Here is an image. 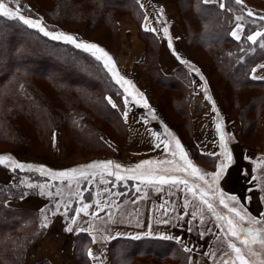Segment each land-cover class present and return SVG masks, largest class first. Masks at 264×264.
I'll list each match as a JSON object with an SVG mask.
<instances>
[{"label":"crops","instance_id":"obj_1","mask_svg":"<svg viewBox=\"0 0 264 264\" xmlns=\"http://www.w3.org/2000/svg\"><path fill=\"white\" fill-rule=\"evenodd\" d=\"M137 1L144 10L142 31L156 35L159 40L157 56L162 72L170 75L180 65L192 71L194 94L189 104L192 137L190 136L191 138L186 142L180 134V127L174 124L156 98L151 86V77L143 68L147 56V45L137 37V24L129 15L123 16L122 27L125 36L123 49L118 53L116 64L119 75L131 83L121 86L124 92V106L121 111L125 127L123 139L115 141L105 138V142L113 150L112 155L104 153L102 157L83 164L77 162L69 167L60 162H51L48 159H58L59 138L55 134L52 147L45 155L36 156L29 152L25 156L24 153L18 152L11 157L24 165L23 168H19L20 170H34L42 177L49 173L66 171L70 167L79 171L81 166L91 162L110 160L113 162L111 171H117L115 164L121 165L120 174L128 183L131 181L133 186L121 187L114 195L112 181L109 183L108 178L104 180L103 177H97L90 184L93 199L87 201L75 199L78 204L71 218L68 217L69 211L62 208L63 202H59V191H49L46 194L44 187L39 185L54 177H44L41 181H37L36 193L27 194L20 200H8L6 204L9 207L41 212L43 222L47 224L39 240L28 248L23 264H79L74 257L75 241L79 233H86L91 238L87 248V254L89 250L92 251V255H88L90 264H113L110 245L112 241L119 238L173 240L182 244L185 249H190V251L187 250L188 264H212L215 257H212V247L209 246L208 234L204 229L207 220H211L208 223L209 226L216 228H227L226 221L218 219V215L232 218L237 228L264 226V215H262L264 213V106L260 117L259 138L256 143L249 144L242 136L241 120L227 109L217 89L212 86L209 77L205 74L203 64L186 43L185 27L176 1ZM223 1L210 0V2L221 3ZM243 3L247 6V13L251 9L254 13L252 16H264V0H243ZM237 24L243 25V29L239 32L241 39L245 24L241 20H238ZM165 27L168 28L169 36L172 38V48H169L168 37L163 33ZM153 28L155 31L148 30ZM234 30L235 26L232 31ZM126 32H130L131 42L128 41ZM255 32H264V26L257 28L249 35ZM259 38L261 37H257V40ZM250 77L257 81H264V63L255 65ZM125 88L128 91H125ZM206 95H210L212 100L206 99ZM145 99L148 107H144ZM153 111L155 119L152 118ZM218 123L222 125L221 129H217ZM221 131L225 136L228 151L232 154L231 163L225 156L220 155ZM177 139L182 147H196L200 155L211 157L208 161L213 162L215 166L210 174L217 172L220 164H228L227 169L221 173L215 183L211 175L200 173L205 176L204 182L208 183V187L210 184L213 185V188H210L211 194L210 191L203 190L209 193L205 199L213 204L212 210H209L199 199L201 192L199 190L196 198L191 197L180 184H158L155 181L149 184L146 180L133 178L132 173L127 171L147 160L153 163L145 165V170L154 167L157 177L160 175L171 177L174 172L180 173V179L185 178L184 176L189 177L190 169L189 172L175 170L177 164L183 166L175 145ZM165 140L168 141L167 148L163 143ZM173 151L177 152V156H172ZM209 153H216V155H209ZM163 161L175 163H161ZM192 164L200 168L196 162L192 161ZM205 165L201 167L202 170L210 169V164L205 163ZM14 169L0 165V184H32L28 176L17 174ZM46 169L51 170L47 173ZM108 176L116 179L114 175ZM252 177L257 179L252 180ZM117 181L120 180L117 179ZM157 188L160 191H157ZM249 188L253 191H248ZM221 194L228 208L220 203ZM232 195L237 197L236 201L230 199ZM248 197L250 199H247ZM85 204L89 205L87 214L83 212L78 214V210ZM230 208H236L246 219L241 221L235 213L229 211ZM249 214L256 218V222L249 218ZM73 219L75 223L72 222ZM69 225L73 228L72 232L65 231ZM219 233L221 234L220 231ZM242 238L245 239V237Z\"/></svg>","mask_w":264,"mask_h":264},{"label":"trees","instance_id":"obj_2","mask_svg":"<svg viewBox=\"0 0 264 264\" xmlns=\"http://www.w3.org/2000/svg\"><path fill=\"white\" fill-rule=\"evenodd\" d=\"M93 1L96 4V9L94 10H97L93 15L94 21L102 17L104 7L107 5H127L126 8L130 5V11H132L139 23L142 22L141 20L144 17L143 10L136 0ZM178 1L184 25L186 30H188V45L191 50L193 51L197 47L204 49L206 52H212L220 67L223 68V73L228 76V79L235 86L243 88L248 85L249 88H252L254 85L260 84V86L264 87V81H257L250 77L252 68L259 63H264V47H261V43H264V37L259 38L255 43L247 39V36L252 31L264 26V20H261L260 16H249L246 12L247 6L244 3L237 4L235 0H224L222 2L224 4L223 8L220 7L221 2L204 3L203 0ZM60 2L68 3L70 0H60ZM67 10L63 13L70 17L72 14ZM259 14L261 13L259 12ZM238 16L243 17L241 21L245 24L243 36L239 40L231 35L232 29L238 21L236 19ZM149 35L151 43L148 46L149 51L143 67L150 74L151 86L156 98L161 103L156 93V87L179 88L180 86L185 91L184 103L187 109H189L194 91L191 82H186L188 78L190 79L188 76L190 75L189 71H187L188 68L180 65L172 74H164L158 64L159 40L156 35L151 33ZM28 53H33L34 56H38L35 59L38 58L43 61L46 59L52 62L59 60L65 68L70 67V65H78V68L82 71L89 73V76H87L88 82L86 81V84H82L81 86L86 90L81 103L85 108H71L68 112H58L59 117L56 118L54 116L57 114V107L55 108L52 103H47L46 105L43 101L41 102L36 99V94L28 85L29 83H25L22 78L15 81L12 80L11 75L15 70L22 72L23 74L20 76L23 77L46 74L42 71L47 70L48 64L41 62L40 69L42 70L28 66L30 65L26 61V58L29 57ZM86 54L89 53L77 48L75 49L68 43L50 40L43 34L33 29L30 30L27 25L18 19L0 16V97L1 94H6L14 99V101L4 105L5 121L0 122V133H2V136L9 137V135L16 133V127L12 124V121H14V117L18 113L26 111L24 107L28 104L27 100L33 99V104L38 108L45 109V112L51 117L52 121H54V118L55 121L68 120L75 130L91 128L96 135V141L102 146L94 143L84 145L81 140L78 141L79 144L87 146L89 150L96 152L101 149L112 152L113 150L105 142V138L116 141L123 139L125 127L121 111L124 106V92L120 84L113 79L111 73L104 67L102 62L99 60L100 66H98ZM180 69L185 70L186 76L180 74L182 73L179 72ZM81 75V72L76 74L77 77ZM7 80H11L9 88H5V85H3ZM53 81L65 86L69 83L64 78ZM179 83L181 84L178 85ZM185 85L187 88H185ZM217 88L219 87L217 86ZM219 92L221 97L225 99L220 90ZM109 98L114 101L117 105L116 107L112 106ZM253 106H255L257 111L254 112L253 119L249 121V119L246 120L240 113H232L231 108L226 105L227 109L241 120L242 136L245 141H247L246 134L247 136L259 135L261 111L264 106L263 92L259 96L252 97L244 108L245 110L243 109L244 113L245 111L248 112L249 109L252 110ZM183 108L184 105H181L179 109L183 110ZM88 109L90 111L94 110L95 114L107 120L117 116L123 130L119 127L115 128V130L121 137L118 140L114 139L97 123L91 124L92 118ZM248 121V131H246L247 129L245 130L244 127ZM99 156H95L90 160H94ZM14 170L20 175L28 176L32 180V184H0L1 264H23L28 248L39 240L47 228L43 226L44 222L41 212L16 209L6 204L8 200H20L27 194L36 193L37 185L35 183L41 181V178H46V176L42 177L34 170H20L19 168H15ZM129 183L132 184L131 181ZM92 195V190L90 189V193H86V196ZM72 215L73 212H70L68 217L71 218ZM90 241L91 238L86 233H79L77 235L74 253L80 264H90L87 254ZM110 252L113 264H188L189 255V252L182 244L164 239L132 240L119 238L111 242Z\"/></svg>","mask_w":264,"mask_h":264},{"label":"rangeland","instance_id":"obj_3","mask_svg":"<svg viewBox=\"0 0 264 264\" xmlns=\"http://www.w3.org/2000/svg\"><path fill=\"white\" fill-rule=\"evenodd\" d=\"M175 1L179 10V14L182 18L179 1ZM0 2L7 4L8 7L13 11L19 8L20 14L25 16V18L40 20L42 26L45 27V29L49 32H64L67 34H72L77 38L78 43L89 42L95 43L98 46L102 47L112 57V62H114L115 69L118 73L119 68L116 64V60L118 53L122 52L125 36L122 27V17L125 15H129L138 26L137 37L139 38V40L146 43L148 55V46L151 43V40L149 39V33H146L141 30V24L144 20V17L141 20L142 22L139 23L135 15L132 13V11H130V5H128L129 7L127 8V5H107L106 7H104L102 17L94 21L93 15L94 12H96L97 10H94L96 9V4L93 0H70V2L68 3H61L60 0H0ZM136 2L138 1L136 0ZM140 7L142 8L141 5ZM66 10L72 14L70 17L67 16V14L63 13ZM28 28L30 30L33 29L34 31L44 35V33L39 31V29L37 28H32L29 26ZM185 32L186 43H188V30H186V27ZM126 33L128 41L131 42L130 32ZM46 37L50 40H53L50 36ZM53 41L68 43L63 40ZM68 44H70V46L74 47L75 49L77 48L74 44ZM195 48L196 49L192 52L198 58L199 62L203 64L205 74L209 77L212 86L217 89L219 95L220 90L222 95L225 97L224 99L220 95L221 99L225 100V102L223 100L224 104L231 108L232 113H240L243 117H245L246 120L249 119V121H251L254 117V112L257 111L255 106H253L252 110L249 109L248 112L245 111V113L244 108L250 102L252 97L259 96L262 92L264 93V87L260 86V84L254 85V87L252 88H249L248 85L247 87L243 88L241 86H235L234 84H232L231 80L228 79V76L223 73V68L220 67L218 61L216 60L212 52H206L204 49H200L197 47ZM77 49L89 53L86 54V56H88L91 60L93 59L96 65L100 66V60L105 67V61L103 59H97L96 56H94L91 52L85 51L82 48ZM28 55L29 57L26 58V61L28 62V64H30L28 65L30 67L33 66L36 67V69L42 70L40 69L41 62L43 64H48L47 70L42 71L46 74L41 76L30 75L29 77H23L20 76L21 74H23L22 72H17V70H15L11 75L12 80L15 81L19 78H22L25 83H29L28 85L36 94V99L41 102L43 101L46 105L47 103H52L55 108L57 107V114H55L54 116L56 118L59 117L58 112H68V110H70L71 108H85V106L81 103L86 93V90L83 89L81 86L82 84H86V81L88 80L87 76H89V73H87L86 71H82L80 68H78V65H70V67L72 66L71 68H65L62 66V62H59V60L52 62L49 59H46L43 61L38 58L35 59L38 56H34L33 53H28ZM97 55H99V53H97ZM106 68L108 69V67ZM144 70L148 73L146 69ZM79 71L82 75L77 77L76 74L80 73ZM184 71L185 70L183 69L179 70V72H182L180 74H184L186 76L187 73H185ZM187 71H189L190 75L188 76L190 77V79L188 78L186 82H191L193 86L194 78L192 77V71L190 70V68H188ZM110 73L113 79L117 82L116 77L113 76L112 72ZM148 75L150 76L149 73ZM61 78H64V80H67L69 83L65 86L53 81ZM10 82L11 80H7L5 84H3L5 85L4 87L9 88L8 86L11 84ZM180 84L181 83H179L178 85ZM217 86L219 88H217ZM185 88H187L186 85ZM184 92V89L180 86L179 88H168L165 86L156 87V93L162 103H160L162 108L171 117L174 124H177L180 127L181 136L186 139V142H188V139L192 137V131L190 128L189 109H187L186 104L184 103ZM97 93L99 94V92ZM12 101H14V99L10 96L6 94H1V123L2 121H5L4 105ZM27 101L28 104L24 107L26 111L18 113V115L14 117V121H12V124L16 127V133L9 135V137L2 136V133H0V155L12 156L18 152L20 154L24 153L25 156H27V153L29 152L33 153V155L36 156L45 155L49 152L50 148L52 147V140L54 136H56L55 134H57V137L59 138L58 159H48L51 162H60V164L69 167L74 166L77 162H82L81 164L89 162L90 159H93L95 156L98 155H100L99 157H102V153L112 155V152L110 151L101 149L96 152L94 150H89L87 146H83L82 144L78 143V141L81 140L84 145H90L91 143L99 145L96 141V135L93 133L91 128L75 130L72 128V125L68 122V120L55 121L54 118V121H52L51 117L47 114V112H45V109L38 108L33 104V99H28ZM111 103H114L112 99ZM181 105H184L183 110L179 109L181 108ZM89 112L92 118V122H90L91 124H93L94 122L97 123V125L104 128V130L108 134H110L114 139L118 140L121 137L116 133L115 130V128L118 127L123 130L121 122L119 121L117 116H114L112 119L107 120L104 117L95 114L94 110H89ZM249 121L245 124L244 127L245 130L247 129L246 131H248L247 127ZM258 138L259 135L257 134L255 136H247L246 134V142L249 144L256 143ZM183 149L184 152L187 154V158L191 160V162L193 161L200 165V168H198L200 169V173L208 175L210 174V171L215 166L213 162L210 163V161H208L211 160V157L200 155L198 153V149L193 146L191 148L189 146L183 147ZM205 163L211 165L210 169H208L207 171L201 169V167L204 166ZM70 168L67 170H71ZM49 170L51 169H46L47 173L49 172ZM96 171L97 173L100 172V170ZM55 173L56 172L47 174L46 178H54L50 180L47 179L39 185L41 187H44V192L46 194H48L49 191H59V202H63V204H61L62 208H64L65 211L67 209L69 213L73 212L78 204L75 199L81 201L83 199L85 201L93 199V196L87 197L86 193H90V188L92 189V186H90V184H92V182L97 177H103L104 180L108 178L109 183L112 181L111 185L113 187L112 190L114 191V195L117 194V191L121 187L130 188L133 186V184L128 183L127 181H125V179L120 181H117V179H112L113 177L106 175V172L103 176L97 174L95 177H89L88 179H84L83 177H80L78 175L72 178L57 177L54 175ZM176 174L178 178L181 177L179 172H174L173 176L176 177ZM184 177L185 178L183 179H186L189 182L188 186H195L194 190L196 191V193L198 190L210 191V188L213 186L210 184V187H208V183H205L204 180H200L198 178L199 176L196 177V175L189 174V177ZM180 186L182 187V189H186L188 191V187H186L185 185L180 184ZM189 193L191 197H194L192 192ZM209 221L211 222V220H207L205 222L207 225H205L204 229L207 231L208 234L207 239L209 241V246L212 247V257H215L212 260V264H225V262H227V264H240V261L236 259V253L228 246L229 241L236 244V246L241 249V254L243 255L244 259L248 262V264H264V244L260 242L261 240H264V226H239L238 229H252L256 235L253 238L251 236H248L246 232H242L240 237L237 238L227 234L226 227L216 228L213 226H209ZM219 231L221 232V234L219 233ZM242 237L249 239L248 245H245L241 242L244 239ZM253 239L255 240V242H252ZM74 257L78 261L77 257Z\"/></svg>","mask_w":264,"mask_h":264},{"label":"snow or ice","instance_id":"obj_4","mask_svg":"<svg viewBox=\"0 0 264 264\" xmlns=\"http://www.w3.org/2000/svg\"><path fill=\"white\" fill-rule=\"evenodd\" d=\"M204 3H208L210 2V0H203ZM235 2L237 4H241L243 3V0H235ZM220 7L223 8L224 4L220 3ZM248 15L252 16L254 15V13L251 11V9L248 10ZM0 16L3 17H8L10 19H19L20 21H22L25 25H28L29 27L32 28H37L39 29V31L43 32L45 36H50L53 40H63L66 41L68 43L74 44L77 48H82L85 51H89L91 52L94 56H96L97 59H103L105 61V67H108L109 71L112 72L113 76L116 77L117 79V83H121V86L123 87L126 84H130V81L124 80L123 77L119 76V73L116 71L115 69V64L114 62H112V57L100 46H98L95 43H89V42H77V38L75 36H73L72 34H67L64 32H49L45 29V27L42 26L41 21L40 20H35V19H31V18H25V16L20 14L19 8H17V10L13 11L11 10L7 4L0 2ZM237 20H242L243 17L242 16H238L236 17ZM261 20H264V16L260 17ZM243 29V25L242 24H237L235 25V30L231 32V35L233 37H235L237 40L240 39V35L239 32ZM149 31H155V29H148ZM163 33L166 37H168V45L169 48H172V38L169 36V30L167 27H165L163 29ZM257 37H264V32H255L253 35H249L247 36V39L249 41H252L253 43L257 42ZM178 39V37H177ZM261 47H264V43H261ZM97 53H99V55H97ZM197 72L199 71L198 69L196 70ZM125 91H128L127 88H125ZM143 94H141L142 96ZM206 99H208L209 101L212 100V97L210 95H206ZM109 102L111 103V99L109 98ZM144 107H148V102L145 99L144 100ZM113 107H116L117 105L115 103L112 104ZM213 110L215 111V108H213ZM127 114H125L126 116ZM153 119L156 118L155 113L153 111ZM217 129H221L222 125L220 123H218L216 125ZM169 135H171L169 133ZM165 148H167V144L168 141H163ZM175 145H176V149L178 150V154H179V160L183 162V166L180 164H177L176 169L177 171H185V172H189V169L191 170L189 172L190 175H196L199 176L200 180H205V176L200 174V169H198L197 167H195L191 160H189L187 158V154L184 152V149L180 143V141L177 139L175 140ZM157 147H160V145H157ZM220 148H221V153L220 155H223L227 158L228 162L231 163L232 161V154L231 152L228 151V146L227 143L225 142V136L223 134V132L221 131V135H220ZM209 155H216V153H209ZM172 156H177V152L173 151L172 152ZM246 159L248 157H245ZM153 162L151 161H142L141 163L135 165L134 168H130L127 169V171L131 172L133 175V178L138 179V180H142V181H147L149 184L153 183L154 181L158 184H173V185H179V184H183L186 187H188V191L192 192L193 196L195 197L197 195L196 191L194 190L195 186H188V180L186 179H180L178 177L175 176H171V177H166L163 175L160 176H155V172L156 169L154 167H150L147 170H145V165H151ZM161 163H165V164H169V163H175L174 161H163ZM0 165H5V166H10L13 168H23L24 165L22 163H18L16 162L10 155H0ZM113 167V162L112 161H94L91 162L87 165H83L81 166V169L78 171L76 168H73L71 170H66V171H62L59 173H55L54 175L57 177H68V178H72L75 176H80L83 177L84 179H88L89 177H95L97 174L103 176L104 173L106 172L108 175H114L116 177V179L118 180H123L124 177L120 174V169H121V165L119 164H115L114 167L117 171L113 172L111 171ZM228 167V164H220L218 166V171L211 175L212 181L213 183H215L221 173L226 170ZM43 170V169H41ZM96 170H100L99 173H97ZM164 171H168V169H164ZM246 174V173H245ZM257 177H252V180H256ZM207 183V182H206ZM249 183H251V181H249ZM139 191V189H137ZM157 191H160L159 188H157ZM248 191H253L252 188H249ZM209 195L208 192H205L203 190H201V192L199 193V199L201 200V202L203 204H205L207 206V208L209 210L213 209V204L209 202V200L205 199V197ZM230 199L233 201L237 200V197L235 195L230 196ZM247 199H250V197H248ZM99 203V202H98ZM220 203L222 205H224L225 208H228V205L225 203L224 199H223V194H221V199H220ZM187 204V202H186ZM89 205L85 204L82 208H80L78 210V214L80 212H83L85 214H87V209H88ZM229 211L231 213H235V216L238 217L241 221L245 220L246 217L244 215H242L236 208H230ZM195 215V213L193 214ZM262 215H264V213H262ZM218 219L220 220H225L226 221V226H227V234L233 236V237H237L239 238L242 232H246L248 234V236L251 237H255V233L253 232L252 229H238L237 225L234 223L233 219L230 217H226V216H217ZM249 218L252 219L253 222H256V218L255 217H251L249 214ZM73 223H75V220L73 219L72 221ZM166 222V221H165ZM44 227H47V224L43 225ZM65 231L67 232H72L73 228L71 227V225H69ZM242 243H244L245 245L249 244V239L245 238L241 241ZM252 242H255V240L253 239ZM262 244H264V240L260 241ZM228 246L236 253V259L240 261V264H248V262L244 259L243 255L241 254V249L238 248L236 246V244L232 243L231 241L228 242ZM188 251H190V249H186ZM88 255L91 256L92 255V251L89 250ZM225 264H227V262H225Z\"/></svg>","mask_w":264,"mask_h":264}]
</instances>
